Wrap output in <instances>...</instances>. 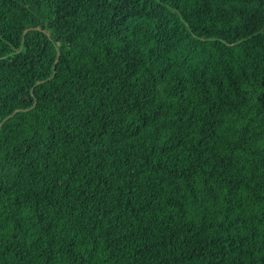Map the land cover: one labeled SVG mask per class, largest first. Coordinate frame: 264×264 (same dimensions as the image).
Segmentation results:
<instances>
[{
	"label": "trees",
	"instance_id": "trees-1",
	"mask_svg": "<svg viewBox=\"0 0 264 264\" xmlns=\"http://www.w3.org/2000/svg\"><path fill=\"white\" fill-rule=\"evenodd\" d=\"M0 264H264V0H0Z\"/></svg>",
	"mask_w": 264,
	"mask_h": 264
}]
</instances>
